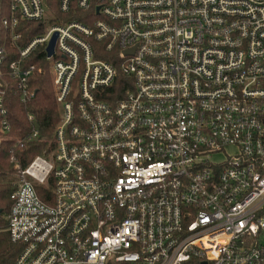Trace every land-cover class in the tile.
I'll return each instance as SVG.
<instances>
[{
  "label": "built area",
  "instance_id": "2783aa9c",
  "mask_svg": "<svg viewBox=\"0 0 264 264\" xmlns=\"http://www.w3.org/2000/svg\"><path fill=\"white\" fill-rule=\"evenodd\" d=\"M54 1L85 22L17 46L5 74L19 22L52 7L0 0V140L6 77L26 102L39 47L62 110L47 151L16 165L14 264H264V0Z\"/></svg>",
  "mask_w": 264,
  "mask_h": 264
},
{
  "label": "trees",
  "instance_id": "16d2710c",
  "mask_svg": "<svg viewBox=\"0 0 264 264\" xmlns=\"http://www.w3.org/2000/svg\"><path fill=\"white\" fill-rule=\"evenodd\" d=\"M52 7V14L43 23L20 21L16 33L20 39L16 45L8 44L7 64L4 66L5 74L9 71V64L18 60L17 46H25L34 37L45 32L48 25L63 24L73 19L85 20L72 14L64 15L58 9L54 0H48ZM5 6L8 0H4ZM9 16V12H5ZM25 66L34 67V70L26 83L27 97L23 101V91L17 81L6 77L8 81L6 106L9 110L11 131L8 139L0 140V264H14L18 249L10 241L7 226V215L12 205V195L15 192L16 165L27 167L35 157L44 154L49 148V143L43 139L53 137L61 120V107L57 102L56 92L53 84L51 62L47 59L45 48H37L32 55L24 61ZM119 95L126 90V81L120 76L119 82L114 89ZM35 118L34 125L28 120V116ZM36 128L39 135L34 140L18 142L16 139L27 138ZM0 133L1 130H0Z\"/></svg>",
  "mask_w": 264,
  "mask_h": 264
},
{
  "label": "water",
  "instance_id": "95a60500",
  "mask_svg": "<svg viewBox=\"0 0 264 264\" xmlns=\"http://www.w3.org/2000/svg\"><path fill=\"white\" fill-rule=\"evenodd\" d=\"M57 38H58V34L56 33L53 36V38H52V40H51V42L47 48V53H48L49 57L54 55ZM0 214H1V210H0Z\"/></svg>",
  "mask_w": 264,
  "mask_h": 264
},
{
  "label": "rangeland",
  "instance_id": "374dc122",
  "mask_svg": "<svg viewBox=\"0 0 264 264\" xmlns=\"http://www.w3.org/2000/svg\"><path fill=\"white\" fill-rule=\"evenodd\" d=\"M50 26H51V25H48V27H50ZM13 181H15V182H16V181H17V179H16V178H14V179H13Z\"/></svg>",
  "mask_w": 264,
  "mask_h": 264
}]
</instances>
